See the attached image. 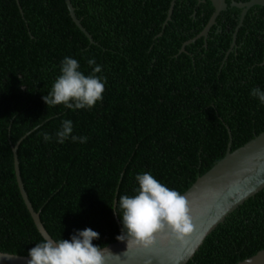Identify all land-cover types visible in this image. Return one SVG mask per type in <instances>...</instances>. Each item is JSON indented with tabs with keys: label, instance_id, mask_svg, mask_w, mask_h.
<instances>
[{
	"label": "trees",
	"instance_id": "obj_1",
	"mask_svg": "<svg viewBox=\"0 0 264 264\" xmlns=\"http://www.w3.org/2000/svg\"><path fill=\"white\" fill-rule=\"evenodd\" d=\"M170 1L69 0L89 43L58 0H17L21 14L14 0H0L1 253L28 256L41 242L13 188L17 141L22 188L49 237L91 228L99 233L92 243L104 247L117 241L113 213L122 232L111 207L122 214L119 197L135 194L137 174L182 193L229 141L232 151L264 131V104L250 95L264 90V14L244 16L231 48L230 16L201 43L182 46L211 11L173 0L165 21ZM65 57L85 75L95 67L89 59L101 66L105 91L91 109L44 103ZM63 120L87 141L58 143ZM263 249L264 192L227 216L186 264H235Z\"/></svg>",
	"mask_w": 264,
	"mask_h": 264
},
{
	"label": "water",
	"instance_id": "obj_2",
	"mask_svg": "<svg viewBox=\"0 0 264 264\" xmlns=\"http://www.w3.org/2000/svg\"><path fill=\"white\" fill-rule=\"evenodd\" d=\"M14 1L20 12L17 0ZM195 1L206 6L211 14L203 29L182 46L199 37H202L199 42L201 43L213 27L228 16L236 14L242 16L243 13L264 14V0H250L243 4H230L223 0ZM58 2L69 24L72 26L73 23L88 42L93 43L90 35L76 19L69 0H58ZM172 5L173 0L169 3L165 21L169 20ZM233 44L234 34L229 48ZM182 46L179 52L183 51ZM226 131L229 139L227 128ZM18 143L19 141L10 147L15 194L41 242L47 239L52 240L43 229L38 214L33 211L22 188L15 154ZM229 145L230 141L226 145L224 155L181 193L189 202L192 217L193 231L188 236L182 240L157 237L156 244L148 249L137 246L127 249L126 241H115L104 246L112 253L108 256L107 264H186L227 216L261 195L264 192V131L232 151H229ZM113 222L119 235L121 228L114 213ZM28 259V256L0 252V264H27ZM235 264H264V249Z\"/></svg>",
	"mask_w": 264,
	"mask_h": 264
},
{
	"label": "clouds",
	"instance_id": "obj_3",
	"mask_svg": "<svg viewBox=\"0 0 264 264\" xmlns=\"http://www.w3.org/2000/svg\"><path fill=\"white\" fill-rule=\"evenodd\" d=\"M88 64L95 67L91 74L85 75L76 59H63L61 75L51 91L42 97L47 107L63 104L68 109H91L103 99L105 83L96 75L102 68L95 64L94 58ZM250 95L264 104V90L253 88ZM55 136L61 144L69 138L72 142L87 141V137L73 135L71 120H63ZM43 138L51 139L48 133ZM135 179L138 183L135 194L119 197L117 206L122 214L111 207L122 222L117 241H126L127 249L132 246L148 249L156 244L157 237L182 240L193 231L189 202L184 195L148 172L137 174ZM94 239H99V233L86 228L78 230L70 239L43 240L29 249L27 264H107L108 256L112 255L110 249L94 245Z\"/></svg>",
	"mask_w": 264,
	"mask_h": 264
},
{
	"label": "flooded vegetation",
	"instance_id": "obj_4",
	"mask_svg": "<svg viewBox=\"0 0 264 264\" xmlns=\"http://www.w3.org/2000/svg\"><path fill=\"white\" fill-rule=\"evenodd\" d=\"M172 1V0H171ZM223 1H225V2H227V3H230V4H243V3H246V2H248V1H250V0H223ZM201 6V5H203V4H201V3H199V2H197L196 1V4H195V7L196 6ZM200 8H202V7H200ZM194 15V13H192L191 14V16H193ZM245 15H256V13H243V15L241 16V14H236V15H231L230 17L231 18H234V20L237 22L236 23V25L234 26V29H233V32H232V35L234 34V36H235V34H236V32H237V30H238V28H240L241 26H242V20L244 19V16ZM258 16V15H257ZM262 18H264V17H262ZM205 26V25H204ZM203 26V27H204ZM203 27H202V29H203ZM201 29V30H202ZM200 30V31H201ZM232 35H231V41H232ZM231 43V42H230Z\"/></svg>",
	"mask_w": 264,
	"mask_h": 264
}]
</instances>
